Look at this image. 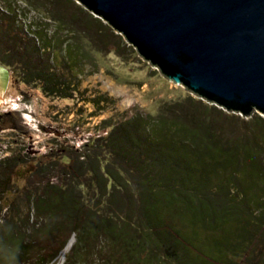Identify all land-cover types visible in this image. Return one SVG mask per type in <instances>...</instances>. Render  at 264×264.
<instances>
[{"label": "rangeland", "instance_id": "obj_1", "mask_svg": "<svg viewBox=\"0 0 264 264\" xmlns=\"http://www.w3.org/2000/svg\"><path fill=\"white\" fill-rule=\"evenodd\" d=\"M96 18L77 0H0V60L5 63L0 67L9 77L0 103V177L5 179L0 178V190L9 188L12 192L3 202L15 205L10 215L5 209L0 216L14 223L26 221L22 231L31 245L30 258L55 255L69 238L52 263L65 264L76 237L69 232L45 235L40 225L51 213L49 209L38 214V200L60 199L72 191L77 171L91 165L89 158L95 155L87 149L89 139L134 119L155 121L167 130L173 123L170 132L149 124L162 153L150 163L148 149L131 148L128 152L134 154L139 172L131 180L123 170L126 173L113 188L114 196L124 198L138 217L131 211L120 214L101 200L98 227L108 226L121 244L136 247L128 264H242L230 231H212L215 226L209 219L215 218L213 201L228 200L232 182L247 200L257 206L264 203V121L259 119L264 115L228 112L190 93L130 48L123 36L124 49L119 51L115 30ZM12 55L35 58L14 60ZM26 67L47 73L49 80L53 78L51 85L41 77L29 78ZM198 100L205 107L198 105L192 120ZM212 107L217 111L210 112ZM223 114L238 117L234 131L222 129ZM83 182L82 178L79 184ZM83 190L87 199L96 195L92 188ZM72 194L64 196L65 206L60 200L52 205L69 215V198L76 193ZM100 234V239L90 237L75 249L76 260L116 264L122 255L127 259V249H119L103 231ZM163 242L174 244L169 256L177 254L182 263L166 258L167 247L154 248Z\"/></svg>", "mask_w": 264, "mask_h": 264}, {"label": "water", "instance_id": "obj_2", "mask_svg": "<svg viewBox=\"0 0 264 264\" xmlns=\"http://www.w3.org/2000/svg\"><path fill=\"white\" fill-rule=\"evenodd\" d=\"M170 81L264 115V0H77ZM0 67V103L8 84Z\"/></svg>", "mask_w": 264, "mask_h": 264}, {"label": "trees", "instance_id": "obj_3", "mask_svg": "<svg viewBox=\"0 0 264 264\" xmlns=\"http://www.w3.org/2000/svg\"><path fill=\"white\" fill-rule=\"evenodd\" d=\"M96 19L101 22V19ZM112 33L114 36V41L117 43L118 50H123V37L120 34H116L115 31H113ZM104 41L106 42L105 39L103 40V42ZM130 48L134 47L131 46ZM7 56L8 55H6V57ZM20 56L19 57L23 59H27V56L30 59L35 58H32L31 55ZM12 57L14 60H19L18 55H12ZM3 61L0 60V62L5 65ZM24 70L26 71L29 78L33 77V79L35 80L36 77H41L46 81V83H48V86L51 85V81L53 80V78L51 77L49 80L48 76H46L47 73H38V71L32 72V70L27 67ZM44 87H47V85L44 84L43 88ZM47 89L54 91V87H48ZM189 99H191V97H189ZM201 104V100L195 101V105H193L192 107L193 113L191 112L192 120L194 115L196 116V113L199 112L197 107L200 106L201 110L204 109L205 106ZM211 111L214 112L217 111V109L212 107L210 108V112ZM210 112H208V114H211ZM232 112L237 111H235L234 109V111ZM237 113L244 114L248 113V111L241 110ZM163 115L164 118L167 117L165 116V114ZM203 115L204 117L208 116L206 113H203ZM222 117L224 118L222 129H226V131H234L236 129L235 127L238 124V117H236L234 114H223ZM159 119L160 118H158L157 120ZM188 119H190L189 116ZM259 119H261L262 122L264 121L261 117H259ZM110 120L111 119L105 120L102 124H105ZM167 120L169 122L174 121L173 118H167ZM151 123L154 124L153 127L155 126L156 128H162L167 132L172 131L175 127V124L172 123L171 128L167 130V128H165L158 122L150 121V123H145L142 121L141 123V119H134L129 125H117L114 128H109L104 132L102 136L91 138L87 141V149L94 151L93 153L95 155L93 156V159L89 158L91 161V165H86L84 171L83 167H80V170L77 171L74 187L72 188V191H69L73 194L76 193V195L72 194L73 196H70L69 198V204L70 206H72L71 208L73 210L69 215L61 214V210H57V208L52 205L53 201L56 202L60 200V203L64 204L65 206L66 200L64 199V196H66L69 192H65L63 197H61L60 199L54 198L51 201L47 202L44 200L45 198H41L40 200H38L39 202L36 204V211L38 212V214L44 212V210L49 209V212L51 213L49 217L47 216L45 220L43 219L45 223L40 225V227H44L42 228V232L45 235L47 234L49 237H55L56 234L69 232L71 233V235H74L76 237V243L73 246L71 253L67 256L65 264H86L85 261L79 259L76 260L77 253L75 249L77 250L78 247L84 245L90 237L94 236L97 239H100L102 235L100 234L101 231L109 236L110 239L117 245V247L119 245V249L125 248L129 251V255L127 254V259L129 261H127L126 257L122 255L121 260L116 264H128L132 262L133 256L131 254L136 252V247H128L121 244L120 240H118L119 235L116 234L115 230L108 229V226H101L99 228L98 222L100 220V213L98 209L101 200H103L104 202L103 205L106 204L105 201H109V204H111L112 207H114V209H116L120 214H127L129 211H131L135 214L136 217H138V215L130 209L131 207H128L126 205V201L124 200V198L120 196H114L115 194L113 192V188L116 186V183H120L118 180H122L121 176H124L123 173H126L123 170H127L126 174L128 175L129 173V175L126 176L131 180L133 179L134 174H137L139 172L138 164L135 160L134 154H130L128 152L131 148L148 149L150 153V155L148 156L150 163H154L158 159L159 152L162 153L161 150H158L159 147L155 146L156 140H154L153 138L156 136L154 134L155 131L153 130V128L149 129V124ZM254 126H260V124L258 123ZM256 133H258L257 128L254 134ZM134 134L139 135H136V137ZM66 158H68L69 160V157L66 156ZM81 158L84 159V157ZM129 167H131L130 170L128 169ZM262 170H264V167L262 168ZM82 178L83 180H85V183L83 182L79 184ZM107 185L108 187H111L112 185L111 191L113 192V194H111V191L107 192ZM85 187L95 190L94 193L96 195L87 199L83 190ZM234 189L237 192L234 191ZM228 190V200L213 201L215 218L212 220L209 219V222H212V224L215 226L212 231H230L229 235L232 234L231 238L233 242L232 248L236 252L235 255H239L238 257H240V259L238 260H241L242 264H259L258 262L260 261L261 264H264V203H262V205L260 204V206H257L258 203L249 199L247 200L246 196H243L242 193H239V190L235 187L233 182L228 186ZM9 192H12L9 188H7L6 190L3 188L2 190H0V214H2L6 209L7 215H10L9 210L15 207V205H13L12 203L3 202V196L8 194ZM97 197H99L98 200ZM107 197H110L109 200L107 199ZM261 201L263 202V199ZM91 203L95 204L94 207L86 209L85 206ZM45 216L46 215H42L41 218H44ZM23 222L26 221H19V223H14V220L11 221V217L7 218L6 216H0V264H22L23 262L25 264L31 259L33 260L34 264H52L66 249L70 239L67 238L60 250L51 257H46V254H43L38 255L35 259L30 258L32 249L31 245L28 244L25 240V233L24 231H22ZM224 238H226V241L228 240L227 237L224 236ZM173 245L174 244H172V242H163L155 246L154 248L165 249L167 247L165 249V251L167 250L168 253L166 255V258L168 257V259L170 258V260L178 262L179 258L177 254L169 256L170 250H174V248H176ZM119 249H115L116 252H118ZM248 252H250V254H248ZM244 259L245 262L243 261ZM182 262L183 261L180 260V263ZM111 264H113V262H111Z\"/></svg>", "mask_w": 264, "mask_h": 264}, {"label": "clouds", "instance_id": "obj_4", "mask_svg": "<svg viewBox=\"0 0 264 264\" xmlns=\"http://www.w3.org/2000/svg\"><path fill=\"white\" fill-rule=\"evenodd\" d=\"M24 115H29V114L24 112Z\"/></svg>", "mask_w": 264, "mask_h": 264}]
</instances>
